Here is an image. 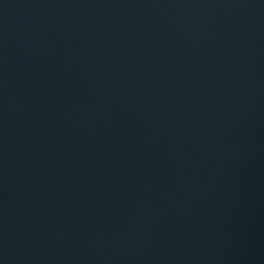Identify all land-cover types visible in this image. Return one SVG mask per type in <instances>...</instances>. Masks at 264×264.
Segmentation results:
<instances>
[{
	"label": "water",
	"instance_id": "obj_1",
	"mask_svg": "<svg viewBox=\"0 0 264 264\" xmlns=\"http://www.w3.org/2000/svg\"><path fill=\"white\" fill-rule=\"evenodd\" d=\"M0 264H264V0H0Z\"/></svg>",
	"mask_w": 264,
	"mask_h": 264
}]
</instances>
